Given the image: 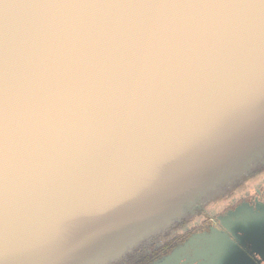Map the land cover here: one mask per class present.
<instances>
[{
  "label": "water",
  "instance_id": "water-1",
  "mask_svg": "<svg viewBox=\"0 0 264 264\" xmlns=\"http://www.w3.org/2000/svg\"><path fill=\"white\" fill-rule=\"evenodd\" d=\"M248 2L0 0V264L128 257L264 165Z\"/></svg>",
  "mask_w": 264,
  "mask_h": 264
},
{
  "label": "flooded vegetation",
  "instance_id": "flooded-vegetation-1",
  "mask_svg": "<svg viewBox=\"0 0 264 264\" xmlns=\"http://www.w3.org/2000/svg\"><path fill=\"white\" fill-rule=\"evenodd\" d=\"M245 204L254 209L264 207V165L226 189L220 195L197 207L187 219L123 258L122 264H208L200 256L205 245L215 260L216 243L228 238L224 244L233 245L229 251L236 264H264V221H256L244 228L229 232L220 222V216ZM223 232L225 236H217ZM211 246V248H210ZM222 264V263H216Z\"/></svg>",
  "mask_w": 264,
  "mask_h": 264
},
{
  "label": "clouds",
  "instance_id": "clouds-1",
  "mask_svg": "<svg viewBox=\"0 0 264 264\" xmlns=\"http://www.w3.org/2000/svg\"><path fill=\"white\" fill-rule=\"evenodd\" d=\"M256 221H264V207L254 209L248 205L241 204L230 211L220 216V222L229 232H235L237 229L244 228ZM217 236H225L223 232H217ZM221 242H228V238ZM131 245L115 248L111 250L106 258L105 264H122L125 252ZM208 264H216L214 260H208Z\"/></svg>",
  "mask_w": 264,
  "mask_h": 264
},
{
  "label": "snow or ice",
  "instance_id": "snow-or-ice-1",
  "mask_svg": "<svg viewBox=\"0 0 264 264\" xmlns=\"http://www.w3.org/2000/svg\"><path fill=\"white\" fill-rule=\"evenodd\" d=\"M23 2H24V0H21V3H23ZM258 2H259L260 5H262L261 9H264V0H258ZM256 3H257V0H249V2L247 3V5L254 7L256 5ZM234 210L235 209H233V211Z\"/></svg>",
  "mask_w": 264,
  "mask_h": 264
}]
</instances>
